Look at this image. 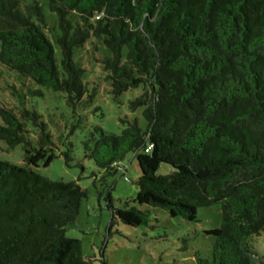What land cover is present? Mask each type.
<instances>
[{
	"label": "trees",
	"instance_id": "16d2710c",
	"mask_svg": "<svg viewBox=\"0 0 264 264\" xmlns=\"http://www.w3.org/2000/svg\"><path fill=\"white\" fill-rule=\"evenodd\" d=\"M48 9L54 40L39 2L0 0L1 64L75 105L88 89L74 49L96 38L109 51L114 95L145 89L129 102L145 127L126 116L121 133L95 126L85 141L83 156L108 175L125 171L129 154L140 170L132 203L99 196L108 235L119 221L147 225L157 209L196 221L200 207L220 203L221 223L206 231L211 256L195 252L196 264H264L253 244L264 231V0H49ZM14 94L20 112L0 106V139L24 153L22 165L0 159V264H91L67 235L87 189L38 173L58 157L52 134L27 94ZM28 123L39 129L36 144ZM75 150L69 142L60 152L68 166ZM162 163L173 170L158 173Z\"/></svg>",
	"mask_w": 264,
	"mask_h": 264
},
{
	"label": "rangeland",
	"instance_id": "374dc122",
	"mask_svg": "<svg viewBox=\"0 0 264 264\" xmlns=\"http://www.w3.org/2000/svg\"><path fill=\"white\" fill-rule=\"evenodd\" d=\"M29 1H37L43 6L47 20L44 27L54 40L58 30L55 15L48 9L49 0ZM24 4L22 2L21 6ZM55 49L57 56H60L59 46L55 45ZM108 55L109 51L102 41L96 38L74 49V61L84 68L83 79L88 89L84 99L75 105L67 103L65 92L36 85L0 63V106L12 107L20 112L14 91L26 93L28 108L34 106L42 115V121L46 122L52 134L53 150L58 154L48 166L40 164L38 173L52 180L77 181L87 189V197L82 199L79 214L68 227L67 235L81 241L83 256L92 258L91 264H104L102 258L106 260L105 264H196L195 252H200L204 257L211 256L214 236L206 234V231L220 225V203L200 207L196 221H188L181 216L171 217L165 210L157 209V212L152 211L151 221L147 225L132 227L119 221L108 235L111 212L101 198L110 193L115 206H122L127 201L132 203L140 170L137 160L129 154L124 161L125 171L123 169L108 175L93 160L83 156L85 141L91 138L95 126L107 132L121 133L126 116L137 118L140 125L145 127L141 108L133 112L129 107L130 100L145 89L139 86L115 96L108 78L109 72L103 64ZM29 88L40 90L41 93L31 95L28 93ZM93 88L96 94L92 101L87 102L88 93ZM27 128L30 139L36 144L39 129L31 123H28ZM69 142H74L76 146L75 160L70 162L72 166H68L60 154ZM23 153L21 144L9 148L0 139V159L22 165ZM172 170V166L162 163L158 173L167 174ZM253 244L264 256V231L255 238Z\"/></svg>",
	"mask_w": 264,
	"mask_h": 264
}]
</instances>
